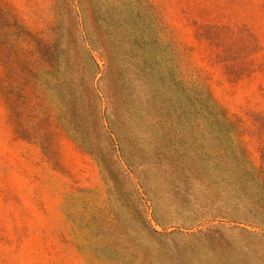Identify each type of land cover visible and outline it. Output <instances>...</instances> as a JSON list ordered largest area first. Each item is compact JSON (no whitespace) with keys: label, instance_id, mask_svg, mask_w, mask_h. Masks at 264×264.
Listing matches in <instances>:
<instances>
[{"label":"rangeland","instance_id":"374dc122","mask_svg":"<svg viewBox=\"0 0 264 264\" xmlns=\"http://www.w3.org/2000/svg\"><path fill=\"white\" fill-rule=\"evenodd\" d=\"M0 264H264V0H0Z\"/></svg>","mask_w":264,"mask_h":264},{"label":"trees","instance_id":"16d2710c","mask_svg":"<svg viewBox=\"0 0 264 264\" xmlns=\"http://www.w3.org/2000/svg\"><path fill=\"white\" fill-rule=\"evenodd\" d=\"M94 64H95V67L98 68V64L96 62H94ZM200 159L203 160V161H205L204 164L201 163L200 166H192V167L183 166L181 168V170H182L181 171L182 172L181 175L184 178V181H183L184 185L183 186L179 185L177 183V181L174 182L173 180H172L173 182L172 181H169V184L170 185H173V183H174L175 189L176 188L179 189V188H182L183 187L185 190H190V187H189V185H190V181H189L190 178L191 177H198V176H205V175H202L200 173H203L204 171H208V170H211V169L214 170L213 171V175H214L213 181H217L218 182L222 178L224 179V176H222V175H225L224 174L225 173L224 171L223 172L216 171V169H217L216 165L213 167L210 163H208L206 161L207 160L206 157L200 156Z\"/></svg>","mask_w":264,"mask_h":264}]
</instances>
